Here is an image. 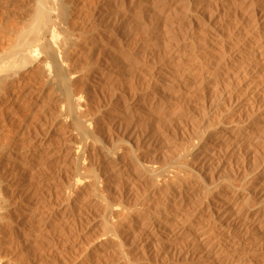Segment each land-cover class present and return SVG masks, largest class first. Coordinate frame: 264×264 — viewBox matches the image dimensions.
Wrapping results in <instances>:
<instances>
[{
	"label": "rangeland",
	"instance_id": "1",
	"mask_svg": "<svg viewBox=\"0 0 264 264\" xmlns=\"http://www.w3.org/2000/svg\"><path fill=\"white\" fill-rule=\"evenodd\" d=\"M70 2H72L73 9L75 8L74 11L77 15H75L76 23L83 25H78L84 28V30L81 28L82 34L85 32L84 36L86 37L87 35L86 38H88L90 33L96 32L97 40L95 39L93 42L89 40L91 43L86 47V51L83 54L85 57L79 58L80 62L83 61L82 63L78 61V64L85 65L86 63L84 62L88 63L89 60V63H94L93 66H98L104 72L102 75H91L93 88H91L90 91H92V89L95 91V98H92L93 95H91V93L93 94V92L90 94L88 93V97L90 95V100L92 99L91 103L88 100L89 103L92 104V106L89 105L90 115H93L96 120L99 118L95 126V129H98H96L98 132L97 134L101 136L99 138L102 143L104 141L103 144L107 145V147H111V144H113L112 146L114 148L117 146V149H115L119 155L124 154L125 156V152L130 150L139 158L140 163L142 162L144 165H152L155 169H163L165 166V171L159 176L161 179L159 180L163 182L164 178L168 177L167 173L169 172L167 171L176 163V160H179V156L183 150L188 146L190 147L195 141L197 142L201 137L199 130H197L201 111L202 109L208 110L215 102H218L219 97L216 95L217 90L236 91L241 86H247L248 81L244 78L243 70L247 68L248 65L257 61L259 54L256 53L257 49L261 47L264 48V21H260L261 13L264 12V0H71ZM31 3L32 0H0V10L2 9L0 12V19L2 21L4 20V26H8L9 23L13 26L17 24L18 26L21 25L24 19L23 17L29 13L28 9L31 7ZM18 10H20V12ZM6 11H10L9 13H11V16L8 15L9 13ZM94 43L96 44L94 45ZM88 56H90L89 58L92 62L87 58ZM98 81L100 85L96 83ZM257 83L264 91V62ZM104 90H106V93ZM260 97L258 99V101H260L257 103L259 107H255L257 111L254 109L251 114L253 118L259 117L261 114L264 115V96ZM98 103L99 106H102L99 107ZM239 105H241V103L238 104V107ZM236 108L237 106H233L229 109L228 113L225 112V114L229 116L225 119L226 122H230L232 119L231 116L237 112ZM247 111V109H244V112ZM219 113H221V111H219ZM253 122L252 120L250 124H253ZM59 131L50 138L49 148L45 150L50 156L47 158V160H49L47 161L45 159L46 161H44V163L52 164L50 166L51 169H53V174L58 172V175H63L62 177L65 178L67 173L65 174L63 171H59V167L62 165L63 161L61 159L64 158H61L58 149L65 138V141H72L73 139L71 138L72 135H69V132L65 129ZM58 135H61V137ZM57 137H59V139ZM57 142L60 143L57 145ZM106 142L107 144H105ZM228 146L229 144H223L221 147L218 146L215 149L217 155H214L215 157L212 160L209 159V162L207 158L202 157L201 154L193 157L195 160L192 161L195 168L190 175L191 177H189L190 179L188 178V181L186 180L183 183V189L185 190L186 188L187 192L191 191L189 192L191 195L188 199L191 205H189L190 207L193 208L195 204L201 205L203 203L207 205L219 194L220 196L229 195L230 191L234 190V187L242 189V193L244 191L243 195H248L254 191V188L256 189L258 185H263L264 128L254 131L252 143L250 145L248 144L243 147H238L236 145H232L233 147ZM92 150H88L89 152H87L88 154L91 153L90 155L87 154L90 162L95 157L96 158L91 164L88 161L89 166L87 167L88 169L93 167L94 169L97 168L96 170L99 174L104 172L100 175L102 176V179H100L102 181H109L103 182V189L102 185H100L101 188L99 187V189L104 192V195L107 193L105 196L109 200L112 199V204L114 203V205H116L120 203V205H125V207L130 210H127L128 212L133 210L132 212L134 213L140 211L141 213H145L146 209L149 207L152 209L151 211L154 212L158 209L172 206L171 203L174 198H170L172 202L166 200V197H170V195H168L169 188L166 186L164 188V185H161L160 191H158L157 194L151 193L153 185L151 186L152 183L140 174L141 170L138 164H136V166L132 163H127V161H125V164L124 159L118 158V160L123 162H119L116 159L105 164L106 167L100 162L98 166L100 157L97 159L98 153ZM11 164L9 163V165ZM100 164L102 166H100ZM124 164L126 167L123 166ZM9 165L8 171L11 179L15 178L9 181L16 182L14 184L18 185V177L20 178V175H18V173L14 174V172H17L16 169L18 165ZM90 165L93 166L91 167ZM71 167L72 166L69 165L67 169L70 168L73 170ZM87 167H83L84 169L82 168L80 170L82 175L88 172L86 175H83L84 178L87 176L85 180L89 179L91 176ZM83 170L85 173H83ZM67 171L69 170H66V172ZM232 172H234L233 177L231 174ZM73 174L75 175L74 172ZM107 175L109 176L108 179L106 178ZM162 175H165L164 178ZM67 177L68 175L66 178ZM32 179L28 182V184H30L28 185L29 187L27 186L28 188L24 185L25 191L23 186L21 189L19 184L18 186L20 187L18 188L21 189L20 192L18 190V193H11V191L5 193L6 196H8L7 193L10 195L8 198L9 200L12 198L11 202L14 200V202H12L13 204L11 203V205H9L11 212H14L13 214L11 213L12 220L10 219L11 222H13L12 225L15 224L14 215H16L17 223H24L21 225L23 228L20 227V230L11 228L13 231L7 232L9 235H6L8 238L10 237L9 239L7 236L5 237V240H12L10 241L12 242L10 247L11 254L10 249L9 252H7L14 263L17 261L19 264H104V262H108L109 260L111 262L113 260L112 262H115V264H126V258L134 262V264H199L200 262H205L202 259L196 258L197 256L195 260L191 257H188L187 260L183 259V257L175 258L172 255H168L170 256V260L168 256L163 257L162 255L160 256L161 258L159 256L155 257L150 248L148 249L149 245L146 242L147 237L145 236V238H143L145 234L139 232L137 229L142 225H140V221L143 223V219L138 220L134 219V217H131V221L124 222L122 224L123 226L121 224L117 226L121 228V230L118 229L119 233L123 231L122 234H125V231L127 232L126 226L130 222L128 226L133 225V229H137V232L135 231L136 233H132L134 236H132L133 238H130L132 234L127 238L124 234L121 235V233H117L119 237L121 236L119 242L123 243H121L122 247H120L122 252L119 248L112 246L109 247L110 249L105 248L104 246L108 244V238L114 236L107 228H104L101 216L103 215L101 214L103 213L102 204L100 202L86 201L83 199L85 201L83 204V200H81V202H78L79 204L76 205L77 208L70 209V212L72 211L71 214H69L70 212L67 214L63 211L66 206V210L69 206L64 200V196H61L62 194L59 189H56V194H58L59 198L56 195L57 200H55L57 204L61 206L59 208V205L57 206L55 202V210L52 215L55 216L52 218L53 220L51 219V222L48 223V226L45 225L41 227L34 217L29 215L28 217L20 218L21 216L18 214L24 209L26 210V207L30 208L29 204H31V208L35 207L34 209L41 207L43 205L42 200L45 199L47 195L46 189L41 185L37 187L38 184L34 181L36 179ZM196 182H198V184L199 182L202 184L205 182V185H203V188H197ZM212 185L213 187H211ZM26 189H28V191ZM201 189L206 190L201 191ZM77 190L75 188L73 194H75ZM148 193L153 196L148 195ZM12 194L15 195L13 196ZM27 194H30L29 197H27ZM198 194H202L201 197L198 196ZM16 196H19L18 198L20 199L18 200ZM14 197L17 199L16 202L15 199H13ZM147 197L149 198L146 199ZM21 199L24 203L20 202L17 204ZM252 199V202L250 201L251 203L249 204L256 202L255 197ZM176 201L177 198L174 202ZM21 203L22 205L20 206ZM85 203L86 205H84ZM138 207H140V209H138ZM56 210H58V212ZM61 213H63V215ZM65 216L68 218L66 219ZM19 218L21 221H19ZM114 219L115 218H113V220ZM128 220H130V218H128ZM210 228V237L208 238L210 240L207 239L205 242L206 245L204 250L207 247L211 249L210 247L214 246L216 244L215 241L220 238L222 243H227L226 235L223 233L222 226L219 223L216 222ZM19 231H23L25 244L23 241L21 244H18L19 242L17 239L21 235V233H17ZM29 232H31V235L28 234ZM223 235H225V237ZM168 239L169 238H166V240ZM171 240L173 241V237L170 238L168 242ZM180 240L181 239H174L177 245ZM36 241L37 244L35 243ZM98 241L101 242V246L94 248ZM211 241L213 243L215 242V244ZM175 242L171 244L176 245ZM167 245L164 246L166 247L165 250L169 248ZM185 245L189 251L194 250V247L187 244H183L184 248L182 249H187ZM99 248H102L104 252L103 255L100 254ZM22 251L25 254H23ZM201 252L203 253V251H200L199 254H202ZM98 254L102 255L103 258L97 259ZM263 256L264 250L260 254L261 259H257L253 264H257L260 260L261 263L259 262L258 264H262ZM19 259L21 260L18 261ZM123 259L125 261H123Z\"/></svg>",
	"mask_w": 264,
	"mask_h": 264
},
{
	"label": "bare ground",
	"instance_id": "2",
	"mask_svg": "<svg viewBox=\"0 0 264 264\" xmlns=\"http://www.w3.org/2000/svg\"><path fill=\"white\" fill-rule=\"evenodd\" d=\"M70 1L71 0H32L31 7L29 8L30 10L28 9L29 13L27 11L28 15L26 14V16L23 17V22L22 24L20 23L21 25L19 26L18 24L15 25L16 23L14 24L15 26L10 25V23L8 26H4V20L2 21L0 19V264H19L17 263V261L14 263L13 259L8 254L9 249L12 245V242L10 241L12 240L10 239V241H8L10 237L8 238L7 235H9V233L7 234V232H12L13 230H11V228L14 230H20V227L23 228V226L21 225L24 224H20L21 222L17 223L15 217L16 215H14L13 218H15V220H13L15 221V224L12 225V212L9 205H11L14 200L11 202L12 198L9 200L8 197H10V195L7 193L8 196H6L5 193L8 191H11V193H15L18 190L20 192L22 186L23 189L25 188L24 185L26 186V188H28V185H30L28 184V182H30L29 180L32 178V180L36 179L34 181L37 182V187L41 185L46 189L47 195L45 194L46 197L42 200L43 205L41 204V207L36 206L37 208L34 209L35 207L31 208V204H29L30 208L26 207L28 213L24 209L18 215L21 216L20 218L26 216L28 217V215L34 217V219L38 222V224L41 225V227L45 225L48 226V223L51 222V219L55 216L52 215L55 210V202L57 200L56 195L58 197V194H56V189H59L60 193L62 194L61 196H64L63 198L69 206L67 210L66 206L63 211L67 214L70 212V209L75 208L76 205L79 204L78 202H81V200L83 199L86 201L89 200L98 203L100 202L102 204L103 213L101 214L103 215L101 216L104 228H107L108 231L114 236L108 238V240L106 239L108 241V244L105 241L107 244L106 246H104L105 248H109L110 246H112L120 249V247H122V242H119V238L121 236L119 237V235L117 234L119 233L118 229L121 230V228H118L117 226L119 224L122 225L126 221H131V217H134V219L138 220L143 219V223L140 221V225H142L137 229L139 230V232L145 234L143 238H145V236L147 237L146 242L149 245L148 249L150 248L155 257H160L162 255L163 257H166L168 255H172L175 258L183 257V259L187 260L188 257H191L194 258L193 260H195V257L197 256L196 258L202 259L206 262H200L199 264H253L254 261L256 262V260L260 258V254L264 250V183L263 185H258L256 189L254 188V191L251 192L252 194L249 193L248 195H243L244 191L242 193V189L234 187V190L230 191L229 195L220 196L219 194L217 195V197L215 195L216 198H214V200L207 205H204V203L198 205L193 202L195 204L193 208L190 207L191 205L188 202V199L191 195V193L189 192L191 191L187 192L186 188L184 190L183 183L189 177H191L190 175L193 173L195 166L192 160H195L193 158L195 155L201 154L202 157L207 158V161L209 159L212 160L217 155L215 149L218 146L221 147V145L223 144H229L228 147H231L232 145H236L238 147H243L248 144L250 145L252 143V135H254V131L264 128V115L261 114L259 117H251L254 109L259 107L257 105V103L260 101H258L259 97L264 96L263 89L260 88L258 84L259 82L257 83V79L261 73L262 65L264 62V52H262L264 51V48L261 47L257 49L256 53H259L257 61L248 65L247 68L243 70L244 78L248 81L246 87L241 86L236 91H223L216 89V95H218L219 97L218 102H215L216 104L214 103L210 108H208V110L202 109L201 111L199 126L197 129L199 130L201 137L197 142L195 141L194 144L190 145V147L188 146L183 150V152L179 156V160H176V163H174V165L170 167V170L167 171L169 172L167 173L168 177L164 178L165 175H162V177L164 178V181L162 182L160 181L161 179L159 178V176L163 173V171H165V166L163 169H155L152 165L151 167L147 164L144 165L142 162L141 164L139 158H137V156H135L130 150H127V152H125V156L124 154L119 155L117 154L118 152L116 150L117 146L115 142L114 143L116 149L112 146L113 144H111V147H107V145L103 144L104 141L102 143L101 139L99 138L101 136L97 134V128L95 129V126L97 125L96 121L99 118L96 120L93 115H90L89 105L92 106V104H90L92 99L90 100L91 97L90 95L88 97V93L90 94L91 92H93V94L91 93V95H93L92 98H95V91H93V89L92 91H90V89L93 88L91 83V75H102L104 72L98 66H93L94 63H89V60L88 63L84 62L86 63L85 65L78 64V61L80 62L79 58H83V54L85 53L88 44L90 45V43L95 41V39L97 38L96 32L92 34L90 33L88 38H86L87 35L86 37L84 36L85 32L84 34H82V27H79L78 25L80 24H77V21H75V17L77 15L74 11L75 8L73 9L72 2ZM1 11L2 9L0 10V12ZM18 11L20 12V10ZM9 12L10 11H8L7 13ZM10 14L11 13H9L8 15ZM260 21H264V12L261 13ZM82 29L84 30V28ZM95 44L96 43H94V45ZM89 57L90 56H88L87 58ZM82 61L80 63H82ZM90 62H92L91 59ZM96 83H99V81ZM79 85H81L82 87ZM104 91L106 93V90ZM88 100L90 101V103ZM240 103L241 105H239L238 107V104ZM233 106H237V112L231 116L232 119L230 120V122H226L225 119H227V117L229 116H227L225 112L228 113L229 109H231V107ZM244 109H247L248 111L244 112ZM219 111H221V113H219ZM252 120L254 122L253 124H250ZM60 129L62 131L65 129L67 132H69V135H72L71 138L73 139L72 141H65V138L64 141H62V145L58 149L59 155H61V158H64L61 159L63 161L62 165L59 167V171H63L65 174L67 173V178V175L65 176V178H63V175H58V172V174H53V169H51L50 166L52 164L44 163V161L47 160L48 156H50V154L45 151L46 148H49L50 138H52ZM59 137H61V135ZM59 137L57 138L59 139ZM107 142L105 144H107ZM59 143L57 142L56 144L58 145ZM90 148H92L93 150ZM88 150H95L98 153H95L97 154V159L98 157H100L98 166L100 162L101 164H104V167H106L105 164H107L111 160H118V158H121L122 160L124 159V163L125 161H127V163L129 162L133 165L138 164L141 170H139L140 174H142L144 178H147L152 183L151 186L153 185L151 193L157 194V192L160 191L161 185H164V188L165 186L169 188L168 195H170V197H166V200L171 201V199L174 198L173 202L171 201L172 206H168L169 208L164 207L154 212L151 211L152 209L149 207L146 209L145 213H141V211L134 213L132 212L133 210L131 212H128L130 210L127 209L125 205H120V203H115L116 205H114V203L112 204V199L109 200L105 196L107 195V193L104 195V192L100 191L99 189L100 185H102L103 182L109 181L101 180L102 176L100 175L104 172L99 174L97 173V168L94 169L93 167L88 169L87 167L89 166L88 164L90 162L88 155L91 154L87 153L89 152ZM118 155L121 157H119ZM93 160H91V162ZM118 161L123 162L120 160ZM9 163L18 165L16 169L17 172H14V174L18 173V175H20V178L18 177V183L20 184L21 189L18 188L20 187L18 186L19 184L16 185L14 184L16 182H11L15 178L13 177L14 179H11L8 171ZM101 164L100 166H102ZM125 164L123 166H125ZM69 165L72 166L71 168L73 170H71L70 168L67 169ZM93 165L90 166L92 167ZM83 167H87L88 171H90L91 176L89 177V179L85 180L87 176H85V178L83 176L88 172L82 175L80 170ZM66 170L69 171L66 172ZM73 172L75 173V175L73 174ZM83 173H85L84 170ZM231 174L233 177L234 172H232ZM108 177L109 176L107 175L106 178L108 179ZM204 183L202 184L199 182L198 184V182H196L195 184L197 185V188H203V185H205ZM213 185L211 187H213ZM75 188L76 190H78L75 194H73ZM26 190L28 191V189ZM203 190L201 189V191ZM29 195L27 197H29ZM148 195H150V193H148ZM201 195L198 194V196L200 197ZM18 197L16 196V198ZM254 197L256 199V202H254L253 204H249L252 202V198ZM16 198H13L15 199V202L17 200ZM148 198L149 197H147L146 199ZM176 198L177 201L174 202ZM19 199L20 198H18V200ZM22 199L18 201L17 204H19L20 202L24 203ZM84 200L82 201V204L83 202H85ZM86 203L84 205H86ZM21 205L22 203L20 204V206ZM56 205L58 206L59 204H57L56 202ZM60 206L61 205H59L58 207L60 208ZM138 209H140V207H138ZM58 210L56 211L58 212ZM71 212L69 214H71ZM61 214L63 215V213ZM113 218L115 219L113 220ZM128 218H130V220H128ZM19 221H21V219ZM216 222L222 226V231L226 235L227 243H222L221 238L215 241L216 244L215 242L213 243L212 240L211 242L215 245L211 246V249H208L207 247L204 250L206 245L205 242L210 237V227L213 226V224H215ZM130 223H128V225H130ZM127 226V232L125 231V234H123L128 238V236L134 233L137 229H133V225L128 227ZM22 232H17L21 233L20 237L17 239V241L19 242L18 244H21L22 241L23 243L25 242V238ZM122 232L123 231L120 232L121 235H123ZM30 233L31 232H29L28 234ZM225 235L223 236L225 237ZM6 236L8 238L7 240H5ZM132 236L133 234L130 236V238ZM172 237L173 241L174 239H181V243L179 241L177 245L175 240L174 242L176 243V245H172L174 243L172 240V242H168V240ZM166 238L169 239L166 240ZM100 241H98L96 244L94 243V248H96L97 246H101ZM35 243L37 244V241ZM183 244L194 247V250L189 251L186 245L185 248L187 249H182L184 248ZM166 245L169 247L167 248V250H165L166 247H164ZM102 248L99 249L100 254L103 255L104 252ZM200 251H203V253L201 252L203 256L202 254H199ZM23 254L25 253L23 252ZM98 255L97 259L103 258L102 255ZM170 256H168L169 260ZM126 259V264H134V262L128 260V258ZM20 260L21 259H19L18 261ZM112 261L110 262L109 260L108 262H104V264H115V262ZM123 261L125 260L123 259ZM260 261H258V263ZM262 264H264V256L262 259Z\"/></svg>",
	"mask_w": 264,
	"mask_h": 264
}]
</instances>
